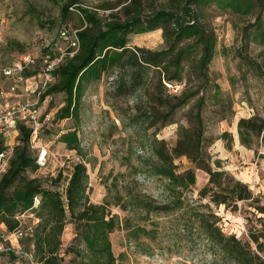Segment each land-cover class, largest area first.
<instances>
[{
	"label": "trees",
	"instance_id": "16d2710c",
	"mask_svg": "<svg viewBox=\"0 0 264 264\" xmlns=\"http://www.w3.org/2000/svg\"><path fill=\"white\" fill-rule=\"evenodd\" d=\"M145 1L116 0L105 9L119 7V12L100 16L98 10L83 7L82 0H61L59 23L63 25L60 30H76L79 46L71 54L67 52L52 69L53 80L38 101L52 94H62L64 105L55 111L54 119L71 118L78 122L81 99L88 85L104 74H114L115 92L136 94V114L129 115L127 121L120 120L124 127H141L147 131L150 155L143 173L164 179L165 199L157 201L129 183L119 187V178L124 180L125 175L117 172L107 185L108 191L114 194H106L100 203L92 202L85 161L73 162L67 177H63L61 171L53 176L29 175V171H37L39 163L30 143L33 127L20 119L11 147L5 143V133L0 132V153L11 151L7 168L0 173V224L5 226L6 234L21 232L18 237L21 250H31L36 264H117L109 234L118 229L125 231L129 242L138 243L148 237L155 240L160 222L150 219L151 213L182 218L187 232H195L204 239L224 264H264L261 254L264 250V196L254 194L245 182L222 169L221 161L212 160L208 150L212 142L205 135L209 118L206 110L220 113L217 120L230 117L233 110L231 96L209 78L208 64L216 54L217 36L204 13L205 7L215 6L241 16H252L253 20L242 32L248 40L251 38L264 45V0H166L156 8L147 6ZM74 9L78 12V24L76 28H68L66 22ZM157 28L163 35V47L150 49L129 43L130 34ZM9 44L8 51L23 49L16 41ZM44 51L50 49L44 48ZM37 71L29 68L22 74L31 76ZM190 78L199 84L174 93L167 85L174 86ZM184 107L187 108L185 124L177 125L175 144L155 137L162 127L174 123L176 111ZM225 107L228 114L222 112ZM236 126L241 144L256 152L264 146V112L240 117ZM150 129L153 130L151 136ZM220 137L230 147V133L223 131ZM58 140L82 156L75 128L59 134ZM181 156L192 166L179 170L175 160ZM127 159L124 157L126 161L121 164L131 165ZM195 169L208 174V180L197 197L189 199L186 192L195 184ZM35 197L38 198L36 206ZM204 199L206 201L202 202ZM110 204L130 215L120 217L111 213ZM219 206L243 214L249 223L247 239L222 231L218 224L220 219L213 210ZM24 216L28 219H23ZM135 219L149 221L153 227L146 228ZM70 223L74 225V234L64 252L73 256L65 261L59 250L61 235ZM1 254L7 256L2 264H16L18 260L28 264L26 258L12 250Z\"/></svg>",
	"mask_w": 264,
	"mask_h": 264
},
{
	"label": "rangeland",
	"instance_id": "374dc122",
	"mask_svg": "<svg viewBox=\"0 0 264 264\" xmlns=\"http://www.w3.org/2000/svg\"><path fill=\"white\" fill-rule=\"evenodd\" d=\"M61 0H0V40L1 59L0 64L8 63L19 53L29 52L36 56L31 70L40 69L42 61L40 54L44 48L50 49L51 54L58 52L65 55L67 43L59 36L62 24L60 18ZM116 0H82V6L96 9L100 16L110 12L118 13V8H109ZM166 0H146L145 4L156 8L163 5ZM109 6V7H107ZM205 17L212 26L217 36L216 54L208 64L210 80L221 86L223 92L231 96L233 114L226 118L217 120L218 114L209 113L206 120L205 135L210 138L211 145L209 153L213 159L221 161L222 169L230 172L236 179L245 182L254 194L264 196V146H260L256 152L254 148H247L238 138L237 120L240 117H250L254 113L264 112V45L248 40L242 32L243 27L253 20L252 16H241L215 6L204 8ZM77 10H73L71 19L68 20V28L77 26ZM10 41H16L23 47L8 51ZM163 35L161 29L141 34H130L131 45L157 49L163 47ZM17 48V47H16ZM59 49V50H58ZM114 74H104L101 79L91 82L83 97L80 107V118L78 122L71 118L65 120L54 119V113L64 105V96L60 93L45 97L37 102V121L33 125L31 147L36 155L39 168L35 172H28L31 176H53L61 171L63 177H67L75 161H85L89 176L90 200L100 203L106 194H114L108 191L107 185L111 184L117 172L125 175L124 180L119 178L120 187L122 183H129L136 189L154 197L157 201L165 199V181L144 174L145 162L148 159L149 144L147 131L141 127L123 126L122 120L127 121L128 116L135 113V92L118 94L112 83ZM0 83L6 85L5 78H0ZM199 81L186 79L176 84L179 92L182 88H194ZM18 102L24 103L28 100L34 103L36 97L31 92H25L19 84ZM174 93V92H173ZM211 106L212 104L208 102ZM186 107L176 111L174 123L168 124L155 134L158 139L163 138L170 145H174L176 130L179 123L185 124L184 114ZM222 112L228 114L227 107ZM75 128L82 148V156L74 150L67 149L58 140L61 133L67 129ZM153 130H148L151 136ZM223 131L231 135V145L226 146V141L221 138ZM6 142L12 146L15 143L14 134L16 130L5 131ZM127 157L131 162L122 165ZM179 170L191 167L187 158L181 156L176 158ZM215 167V164L212 163ZM135 168V171L134 169ZM195 184L186 192L187 197L194 199L198 191L208 180V174L200 169H195ZM117 176V175H116ZM121 193L125 191L120 189ZM206 200H202L205 202ZM111 213L120 217L130 214L123 211L119 206L109 205ZM218 218L219 226L226 234H234L239 239H247L248 222L243 214L233 211L225 206L213 207ZM27 216L23 219L27 220ZM175 218V219H174ZM150 219L160 222L158 226V237L142 238L140 242H129L125 231L118 230L109 234L112 252L117 264H224L218 253L212 252L195 232L189 234L184 227L182 218L172 216H156L150 214ZM146 228L153 225L149 221L135 219ZM74 234L73 223L67 224L62 235L60 255H64L65 261H69L73 254L64 252L71 243ZM5 226L0 224V244L4 247L20 246L18 238L10 236L6 238ZM7 239V240H4ZM0 250V264L7 260ZM264 256V250L261 252ZM16 264H26L25 261H17Z\"/></svg>",
	"mask_w": 264,
	"mask_h": 264
},
{
	"label": "built area",
	"instance_id": "2783aa9c",
	"mask_svg": "<svg viewBox=\"0 0 264 264\" xmlns=\"http://www.w3.org/2000/svg\"><path fill=\"white\" fill-rule=\"evenodd\" d=\"M1 23V19H0ZM60 38L65 40L67 43V48L72 49V51H67L71 54L79 46L78 38L76 37V30H60ZM1 40H0V59H1ZM59 50V49H58ZM66 52V53H67ZM65 53V55H66ZM42 61V67L37 69L38 71L31 76H24L22 73L24 69H32L34 65L36 56L32 55L29 52L19 53L12 61L8 63L0 64V78H5L6 85L3 86L0 83V132L5 131H14L16 130V124L18 120H24L25 123L33 127L38 123L37 121V102L40 94L48 87L53 80L51 74L52 69L63 59L64 54L58 52L56 56L48 51H44L43 54H40ZM19 84L23 86L25 92H31L35 97V102L30 103L26 100L24 103L18 102L16 98L18 97ZM172 92L178 90L177 85L171 86L167 84ZM17 135V134H16ZM6 139V135H5ZM5 143L11 147L9 142ZM10 150L0 153V173L4 172L7 168V160L10 155ZM38 204V198H34V206ZM37 222V219L34 220V223ZM14 236L18 238L21 236L20 231L11 232L6 235V238ZM7 240V239H4ZM1 251L12 250L15 254L23 256L27 259L28 264H36L32 251L21 250V247L14 248L12 246L4 247L0 244Z\"/></svg>",
	"mask_w": 264,
	"mask_h": 264
},
{
	"label": "crops",
	"instance_id": "0c3cea01",
	"mask_svg": "<svg viewBox=\"0 0 264 264\" xmlns=\"http://www.w3.org/2000/svg\"><path fill=\"white\" fill-rule=\"evenodd\" d=\"M17 134V133H16ZM16 134H14V136H16ZM9 142V141H8ZM10 143V142H9ZM2 225V224H1Z\"/></svg>",
	"mask_w": 264,
	"mask_h": 264
}]
</instances>
